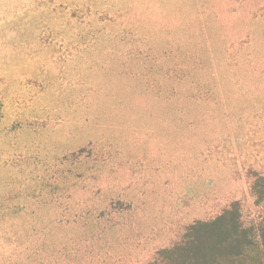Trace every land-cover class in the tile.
<instances>
[{
  "label": "rangeland",
  "instance_id": "1",
  "mask_svg": "<svg viewBox=\"0 0 264 264\" xmlns=\"http://www.w3.org/2000/svg\"><path fill=\"white\" fill-rule=\"evenodd\" d=\"M264 175V0H0V264H145Z\"/></svg>",
  "mask_w": 264,
  "mask_h": 264
},
{
  "label": "trees",
  "instance_id": "2",
  "mask_svg": "<svg viewBox=\"0 0 264 264\" xmlns=\"http://www.w3.org/2000/svg\"><path fill=\"white\" fill-rule=\"evenodd\" d=\"M251 190L255 204L264 203V175H255ZM145 264H264V210L246 218L241 203L231 202L217 215L189 225L178 241Z\"/></svg>",
  "mask_w": 264,
  "mask_h": 264
}]
</instances>
